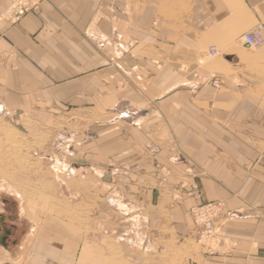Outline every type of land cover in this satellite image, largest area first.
<instances>
[{
  "label": "crops",
  "instance_id": "crops-1",
  "mask_svg": "<svg viewBox=\"0 0 264 264\" xmlns=\"http://www.w3.org/2000/svg\"><path fill=\"white\" fill-rule=\"evenodd\" d=\"M6 6L0 0V12ZM257 26L264 32V0H42L17 25L0 22V101L13 106L1 113L66 101L110 106L122 78L107 121L123 125L114 160L123 164V213L136 214L137 230L151 216L179 228L192 207L232 196L219 181H247L264 164V149L256 154L248 141L250 126L264 132V49L250 55L238 44ZM207 50L221 56L203 62Z\"/></svg>",
  "mask_w": 264,
  "mask_h": 264
},
{
  "label": "rangeland",
  "instance_id": "rangeland-1",
  "mask_svg": "<svg viewBox=\"0 0 264 264\" xmlns=\"http://www.w3.org/2000/svg\"><path fill=\"white\" fill-rule=\"evenodd\" d=\"M263 49L264 41L246 53ZM209 50L203 62L221 56L217 51L210 58ZM115 82L110 106L98 100L62 107L52 102L47 110L33 106L30 114L6 117L1 112L13 106L0 101V264H264V229H256L264 224V164L251 166L255 173L247 181H219L232 196L216 201L222 209L213 234L203 240L192 210L215 202L192 207L187 222L175 229L167 217L151 216L137 230L130 220L136 214L124 215L123 164L114 161L123 153V125L117 129L107 121L109 108L123 98L122 78ZM258 129L249 127L248 141H255L260 155L264 132ZM193 190L199 191L196 183ZM251 197L256 208L238 204ZM254 244L262 248L258 256Z\"/></svg>",
  "mask_w": 264,
  "mask_h": 264
},
{
  "label": "built area",
  "instance_id": "built-area-1",
  "mask_svg": "<svg viewBox=\"0 0 264 264\" xmlns=\"http://www.w3.org/2000/svg\"><path fill=\"white\" fill-rule=\"evenodd\" d=\"M40 6V0H7V6L3 13L0 15V21H4L9 25L18 24L25 15L30 12H35L38 10ZM263 28L261 26H257L253 31L245 34L242 37V42L248 48H255L261 45L264 41L261 32ZM215 55L214 51H210L208 56L212 58ZM214 87L219 86V82L214 80L212 82ZM222 209L221 203H208L201 204L195 207L192 210V214L194 215L195 222L203 228V232L201 233V239L207 238V235L213 234V226L212 222L214 217L217 216V213ZM210 237V236H209Z\"/></svg>",
  "mask_w": 264,
  "mask_h": 264
},
{
  "label": "bare ground",
  "instance_id": "bare-ground-1",
  "mask_svg": "<svg viewBox=\"0 0 264 264\" xmlns=\"http://www.w3.org/2000/svg\"><path fill=\"white\" fill-rule=\"evenodd\" d=\"M211 51H214V50H211ZM215 52V51H214ZM92 256H90V258L92 257L93 258V254H91ZM85 260H87L88 258L87 257H84ZM94 259V258H93Z\"/></svg>",
  "mask_w": 264,
  "mask_h": 264
}]
</instances>
